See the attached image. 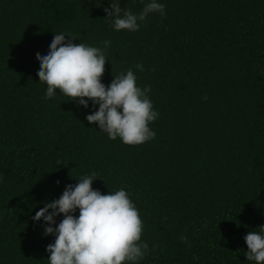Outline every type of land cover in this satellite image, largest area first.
Masks as SVG:
<instances>
[{
  "label": "trees",
  "instance_id": "trees-1",
  "mask_svg": "<svg viewBox=\"0 0 264 264\" xmlns=\"http://www.w3.org/2000/svg\"><path fill=\"white\" fill-rule=\"evenodd\" d=\"M112 2L0 0V264H49L55 236L32 218L93 173V189L124 188L143 221L148 250L126 264H255L244 237L264 226V0H159L166 15L138 31L112 27ZM57 33L110 41L101 82L131 68L150 86L154 139L111 140L86 120L98 105L46 98L36 54Z\"/></svg>",
  "mask_w": 264,
  "mask_h": 264
},
{
  "label": "clouds",
  "instance_id": "clouds-1",
  "mask_svg": "<svg viewBox=\"0 0 264 264\" xmlns=\"http://www.w3.org/2000/svg\"><path fill=\"white\" fill-rule=\"evenodd\" d=\"M110 4V9L104 11L116 31H138L140 23L150 14L166 15L165 5L159 0H149L139 14L119 7V0ZM74 40V36L57 33L48 53L36 54L40 64L39 82L47 85L46 98L53 97L59 90L85 108L88 101L98 105L86 120L106 132L111 140L119 137L124 144L135 146L154 139L155 132L149 125L157 119L158 112L153 110L148 95L150 86L143 89L137 86V77L131 68L114 76L105 86L101 80L110 41H103L105 48L101 49L74 43ZM135 67L144 70L142 64ZM94 176L95 173L85 175L74 186L67 185L59 199L45 203L32 218L34 221L42 219L48 225L44 235L55 236L54 243L46 247L49 264H126L142 259L148 250V245L141 241L143 221L129 193L121 188L101 194L92 188ZM77 209L78 216L74 215ZM57 215L63 216L58 224L54 219ZM53 224L56 226L52 227ZM181 240L187 243L186 237L182 236ZM244 240L246 259L264 264V226L259 232L249 231Z\"/></svg>",
  "mask_w": 264,
  "mask_h": 264
}]
</instances>
